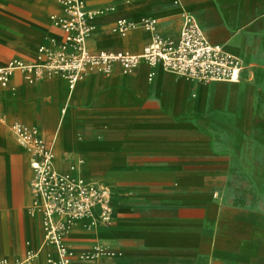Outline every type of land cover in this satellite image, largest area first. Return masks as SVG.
Segmentation results:
<instances>
[{"label":"crops","instance_id":"obj_1","mask_svg":"<svg viewBox=\"0 0 264 264\" xmlns=\"http://www.w3.org/2000/svg\"><path fill=\"white\" fill-rule=\"evenodd\" d=\"M108 6L91 52L139 53L149 42L140 28L112 32L117 18L153 17L161 35L176 37L189 12L240 60V80L202 83L144 62L73 88L14 72L0 86V258H57L43 238L29 154L10 129L18 122L51 146L55 174L108 191L106 211L94 208L64 234L70 264H264V0H87ZM52 14L58 0H0V66L34 62L49 38L62 40Z\"/></svg>","mask_w":264,"mask_h":264},{"label":"built area","instance_id":"obj_2","mask_svg":"<svg viewBox=\"0 0 264 264\" xmlns=\"http://www.w3.org/2000/svg\"><path fill=\"white\" fill-rule=\"evenodd\" d=\"M115 3L116 0H110ZM61 14H52L50 20L58 27L63 38H49L47 45L37 49L34 62L11 59L0 66V86L7 87L11 76L18 71L23 79L33 84L44 78L60 77L69 88L91 73L108 75L115 66L123 73L132 72L141 62L150 67L160 65L163 70L197 82H238L242 65L240 60L225 52L221 46L211 44L205 37L197 19L183 12L182 25L176 37L161 35L157 19L142 17L139 20L117 18L111 28L121 37L130 31L142 29L150 34L149 42L141 52H91L88 38L94 33L97 17L114 10V6L89 9L87 0H58ZM152 71L148 75L151 80ZM11 131L29 154L33 178L31 192L38 198L43 214V238L56 250L57 258L48 264H70V254L64 234L77 219L98 207L107 210L108 191L97 184H83L72 178L62 177L52 170V150L42 139L37 128L22 123H13ZM0 264H40L35 256L24 259L0 258Z\"/></svg>","mask_w":264,"mask_h":264},{"label":"rangeland","instance_id":"obj_3","mask_svg":"<svg viewBox=\"0 0 264 264\" xmlns=\"http://www.w3.org/2000/svg\"><path fill=\"white\" fill-rule=\"evenodd\" d=\"M140 48V47H139Z\"/></svg>","mask_w":264,"mask_h":264}]
</instances>
